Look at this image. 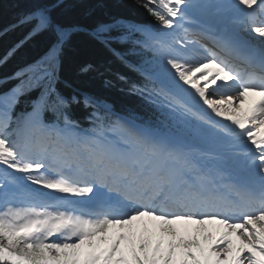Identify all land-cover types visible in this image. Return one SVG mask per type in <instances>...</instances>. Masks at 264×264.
Returning <instances> with one entry per match:
<instances>
[{
	"label": "snow or ice",
	"instance_id": "6c2138e0",
	"mask_svg": "<svg viewBox=\"0 0 264 264\" xmlns=\"http://www.w3.org/2000/svg\"><path fill=\"white\" fill-rule=\"evenodd\" d=\"M136 3L149 23L89 35L125 63L113 44L142 54L128 91L155 123L56 89L65 46L87 29L46 9L18 21L53 42L0 97V264H264V0ZM80 103L88 128L68 111Z\"/></svg>",
	"mask_w": 264,
	"mask_h": 264
},
{
	"label": "trees",
	"instance_id": "16d2710c",
	"mask_svg": "<svg viewBox=\"0 0 264 264\" xmlns=\"http://www.w3.org/2000/svg\"><path fill=\"white\" fill-rule=\"evenodd\" d=\"M37 3H40L37 9H46L55 24L64 27L78 25L87 29L72 35L66 46L67 52L64 48L60 58L61 66L55 87L62 95L70 98L72 94L78 97L87 94L105 99L117 112L132 111L154 123L163 119L152 105L128 91L129 83H143L139 72L129 67V64H138L142 54L129 53V45L113 44L112 47L125 53V60L128 62L125 63L89 35L97 25L117 19L137 24L149 23L150 17L137 6L136 0H0V32L11 29L0 35V57L8 56L10 50L15 48L7 61L0 63V81L16 80L14 77L19 70L43 56L50 47L41 50L43 43L49 40L48 31L29 37L35 21L30 24L18 23L22 16L37 10H29ZM21 25L22 27H18ZM18 44L19 47H16ZM120 76L125 77L127 83L120 80ZM17 82H21L20 79ZM39 92L40 89L30 91L28 99L36 98ZM87 110L92 109L85 108L80 103L71 105L68 111L72 119L83 123V115Z\"/></svg>",
	"mask_w": 264,
	"mask_h": 264
},
{
	"label": "rangeland",
	"instance_id": "374dc122",
	"mask_svg": "<svg viewBox=\"0 0 264 264\" xmlns=\"http://www.w3.org/2000/svg\"><path fill=\"white\" fill-rule=\"evenodd\" d=\"M12 89H13V88H12ZM12 89H11V90H9V92H7L6 94H9V93L12 91ZM6 94H5V95H3V96H1V97H5V96H6ZM0 101L4 102L3 100H0Z\"/></svg>",
	"mask_w": 264,
	"mask_h": 264
}]
</instances>
